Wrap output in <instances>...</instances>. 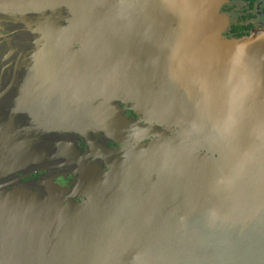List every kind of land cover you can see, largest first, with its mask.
I'll return each instance as SVG.
<instances>
[{"label":"water","instance_id":"water-1","mask_svg":"<svg viewBox=\"0 0 264 264\" xmlns=\"http://www.w3.org/2000/svg\"><path fill=\"white\" fill-rule=\"evenodd\" d=\"M97 1L0 0V141L26 152L0 159V264H264V35L226 38L225 0ZM52 163L70 194L1 183Z\"/></svg>","mask_w":264,"mask_h":264},{"label":"flooded vegetation","instance_id":"flooded-vegetation-1","mask_svg":"<svg viewBox=\"0 0 264 264\" xmlns=\"http://www.w3.org/2000/svg\"><path fill=\"white\" fill-rule=\"evenodd\" d=\"M221 11L226 14L228 18V23L226 26L225 31L223 32L224 36L226 38H238V37H244L249 36L252 33H254L256 30H264V0H225L221 6ZM9 25V24H8ZM20 25V26H19ZM7 26V25H6ZM16 26L24 28V24L18 23ZM55 27V31L59 30V22H55L54 24L45 25L44 28L46 31H53V28ZM12 35H18L19 31H10ZM55 38V37H54ZM12 38H9L11 40ZM45 41H50L52 38H46L44 37ZM57 38H55L56 40ZM35 40V38H34ZM47 42V41H46ZM123 114L127 116L128 119L139 122L142 124L141 126L145 129L144 126H147L146 128H151V123H153L154 119V111L152 113V117L147 118L148 116L145 113H139L134 108H132L130 105H126L123 103ZM155 120V119H154ZM5 119L0 117V123H4ZM2 125V124H0ZM144 125V126H143ZM149 126V127H148ZM144 133V132H143ZM141 133V134H143ZM6 133H2L0 136L4 137L6 136ZM155 136H145L142 138L143 143H147L149 140H152ZM109 147H121L119 143L113 140H109L108 142ZM87 145L88 144H80L82 152L87 151ZM10 152H12L13 156H18L19 154H26L25 151H20L19 148H4L2 142L0 141V159L4 155H8ZM101 165L99 169L98 176L102 175L105 178V173L112 174L114 171H112L113 167L116 165L115 163L107 161L109 160V157L107 155H101L100 156ZM93 163H96V159H92ZM53 166L46 167L45 165H39L36 170L32 173L28 174H21L18 180H16L15 183L11 181H4L1 183L5 184V189L12 188L16 185H26L31 186L34 190H37L38 188H42L40 186V181L47 179L48 176H52L53 180L61 185L62 187H67V193L70 194L72 191L75 182L78 181L80 177V173L77 171L71 170L68 166L64 168H60L57 163H52ZM3 166V164H1ZM54 168H57L56 170H52ZM101 170V174H100ZM54 173V174H52ZM97 177V176H96ZM86 195H76L72 197L73 200L82 202L83 199H86Z\"/></svg>","mask_w":264,"mask_h":264},{"label":"rangeland","instance_id":"rangeland-1","mask_svg":"<svg viewBox=\"0 0 264 264\" xmlns=\"http://www.w3.org/2000/svg\"><path fill=\"white\" fill-rule=\"evenodd\" d=\"M80 0H77V2H79ZM96 2H98L97 0H95ZM176 2L177 0H171L170 1V3H172V2ZM182 1V0H181ZM167 1L166 0H155L154 1V4L155 5H157V6H160V5H162L163 3H166ZM182 3H183V1H182ZM222 6V5H221ZM185 8H182V10L181 11H183ZM227 18V17H226ZM255 33H261L262 35H264V30L262 29V30H256L254 33H252L251 35H255ZM251 35H249V36H251ZM183 62H184V57H183V55H181V56H179V58L176 60V62H175V67H177V68H182V70H184L183 68H188V66L186 65V64H183ZM195 66H197V65H195ZM190 67H191V65H190ZM65 136L64 135H61V136H59L58 138H62V139H60L59 140V142H61V141H63V140H65L66 138H64Z\"/></svg>","mask_w":264,"mask_h":264}]
</instances>
